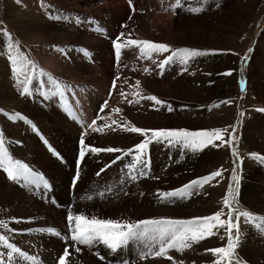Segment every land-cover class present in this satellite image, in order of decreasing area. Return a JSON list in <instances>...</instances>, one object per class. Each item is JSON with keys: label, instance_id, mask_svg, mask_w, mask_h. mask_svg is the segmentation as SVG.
Returning a JSON list of instances; mask_svg holds the SVG:
<instances>
[{"label": "rangeland", "instance_id": "374dc122", "mask_svg": "<svg viewBox=\"0 0 264 264\" xmlns=\"http://www.w3.org/2000/svg\"><path fill=\"white\" fill-rule=\"evenodd\" d=\"M5 1L6 0H0V43H3L7 50L10 48V45L8 44L10 38L9 35L13 34L14 31L13 28L8 27L6 24V20L9 17L6 15L11 14L12 12L4 14L6 12ZM107 1L109 0H33L34 4H31L34 6L33 7L26 0H21V5L23 3L24 6L22 5V8H20L25 11L29 10L30 7V9L35 8L33 11H40L39 13L41 16L46 14L43 17L49 20L50 15L47 14L48 11L43 6L44 3H51L54 6L55 11L62 13L67 10L68 14L76 19V23L81 16V18L88 21L87 23L94 24L95 16H102L101 18L105 19L106 16L104 17L105 14L104 11L102 12L101 6ZM123 1L127 2V4L129 3V6L132 5L131 0ZM180 1L181 3H179V7L176 9L172 8L173 4H170L167 8L163 9L162 1L150 0V18H147V23L142 27L137 26L134 28V40H147L170 46L168 52H153L151 54L149 60L154 66L159 65V63L167 56L171 55V51L175 49H195L207 54L190 58L186 64L180 63L178 59H174L175 64H177L176 67L179 69L178 72L185 75V79L187 80L186 89H181L176 94L168 92L159 95L147 91L140 93V95L142 94L145 97L155 96L158 100L160 99V101H162L161 104H156L155 101H152V105L150 106L155 110V113L158 112L162 116H156V118L151 119V121L155 123L152 128L146 130L158 131L186 129L195 132L201 130L221 129L226 130L221 132L223 140L214 139L215 146L208 145L201 150L194 151L191 148L184 147L182 143L174 144L169 143L168 140L165 139H160L158 141L157 139H149L152 132L148 131L144 135H141L139 142L132 144L129 147H120L115 144L111 145L109 143H102L103 141H100V143L106 144V146L100 144L98 147L95 145L86 146L88 148L91 146V148L93 147L97 149H108L111 147L121 150L116 153L100 151L97 153L95 152L94 154V152L91 151V154L88 148L84 150V148L78 147V154L75 159L76 168L79 169L83 164L82 161H86L87 158L85 157L88 153L90 158L98 156L99 153H102V155L99 154L101 156L104 154H111L109 159H103L100 157V162L109 163H106L107 165L102 164V166L99 167V174H101L100 171L102 170H109L110 167L113 168L115 165L122 163L121 159L126 157L125 159H128L129 161H127V164L134 167H128L126 164L120 165V172L118 175L122 181H128V178H131V176L136 177V183L138 184L136 193H138H135V202L138 205H141L144 212H146V206L152 205H148L146 200L147 202L152 199H155V202L156 200H159L161 203L159 208L162 209L159 212L164 211L166 219L189 220L198 217H209L214 215L217 211H220L222 213L221 221L226 222L228 220V213L231 210L233 223H238L240 237L239 244L234 250L235 254L231 257V264H256L252 262L250 247L245 240L249 239L250 233L254 237V231L252 232L253 227L251 225L253 224L256 228H260V219H256L255 222H253L252 220L240 216V219L237 222L236 217L242 212H249L252 217L255 218L261 217L258 211H252L250 205L251 203L254 205V193L259 191L262 194L264 189V180L261 178V175H264V161L260 159L261 157H264V0ZM196 8H202L203 10L200 12L192 11V9ZM108 15H110V13ZM131 18L132 16H129L127 19ZM170 18L175 20L174 27L172 29H165V34H161V36L164 35L163 37H166V39L159 38L155 34L156 31L153 30L152 22L156 21V23L160 24L167 19L170 21ZM162 24L164 25V23ZM97 29L103 30L105 33L104 29L106 28L103 29L98 27ZM118 33L119 34L112 40L111 45L113 58L114 60L116 59L115 62L121 58L120 55L119 58H117L115 46L118 42L121 44L123 41L121 35L122 31L118 30ZM147 35L150 37L147 38ZM64 42L70 43L71 41L65 40ZM21 43L22 46H25L27 53L30 52V48L33 50V47L35 46V50L33 51L40 54V48L38 46L26 45L20 40V43L18 44ZM76 43L77 42L73 44ZM51 45H54V43ZM122 45L123 43L121 44V47ZM58 47V45H55L54 50L57 51ZM137 50V58L140 67L133 73L131 79L123 84V75L126 76L130 71L132 72V67L125 69L122 68L120 73H116V77H112L110 81L105 80V86L103 83L104 80H95L94 83L88 80H83L82 82L81 80V83H79L78 86H75V84L78 83V77L80 74L79 70H75L76 74L71 77L66 76L61 78L68 87L72 84L73 86L71 88L76 89L75 92L73 91L74 94H72V97L69 98L70 100L68 102H70L69 105L72 110V117L76 121L77 126H79L81 134L89 132L88 125H97L98 119L102 118L105 122H109L107 124L108 126L113 124L117 130L126 129V127H130V125L139 128L136 123L126 118L125 115H122L120 110L118 112L116 111L117 109H121V106L127 97V99H133L135 96L140 97L138 90L143 86L144 74H146L148 69L152 67L149 62H145L148 58H144L140 55L139 47ZM26 52L24 53L26 54ZM42 53H44V51L41 52L39 56L32 55V59L38 66V79H40L41 75H44V73H52L53 75H56L62 71L61 66L64 65L65 61L70 63L66 55L58 54L57 57H53L55 62L54 66L51 67L47 62L48 53ZM22 60L28 62L31 59L27 58V56H23ZM137 81H139V85H137ZM114 82L115 87L113 86ZM42 83L47 88L49 87L48 82L43 80ZM55 83H58L57 77L55 78ZM48 89H51V86ZM85 90H87L86 93L88 95H90L92 91L97 92L99 96V99L97 100L98 102L93 99V105L89 100L87 101L86 98L83 99L80 93L84 94ZM124 93H126V95ZM105 102H107L106 106ZM95 104L98 105L99 108L95 107ZM169 106L172 109L171 111L168 110ZM1 108L8 110L11 113H16L14 109H11V107L2 103L0 104V109ZM80 108L87 114L89 113V117L86 121L84 118H80L78 113V111L81 112V110H79ZM115 112L116 114L118 113V116ZM114 115L118 118H113ZM257 125L261 129H259ZM48 126L51 127L52 124H49ZM125 132L133 136L132 132L127 130H125L124 133ZM138 134L137 136H139ZM42 138L46 141L45 144H47L46 147L49 152L54 154L53 158L62 164H67L66 159H68V156L63 153L62 149L59 147L57 150V146L54 149V144L47 135L43 134ZM146 140H148V147L146 150L144 149L142 154L141 152H137L135 146ZM83 146H85V143ZM3 149H6L5 142L3 143ZM82 149L86 154L83 156L84 158L81 159L79 154ZM129 150L132 151L129 152ZM138 155L141 157L139 162L136 160ZM164 156L165 158H171L165 161V158L162 159ZM69 157L72 158L71 156ZM152 159H157L158 161L163 160L162 163L160 162V168L163 167L164 170H157L156 179H152L150 182L148 181L149 183H143L145 179H143L144 177L138 176V172H134L137 176L130 173L128 177V170H140L139 168H142L141 165L144 161L145 165H147L146 172L150 171V169H152L150 166ZM6 166L8 168L10 167L8 163H6ZM217 171L221 173L219 176L212 178L209 182L204 183L200 187L191 188L189 190L190 195L185 198L171 197L165 200L160 198L161 193L181 189L183 186L189 185L190 182L202 177L211 176L213 172ZM255 173L257 174L254 175ZM233 175H235V179L233 178ZM43 177L44 176H40L41 182ZM45 185L48 186L47 180H45ZM230 187L234 191V198H229L231 208L224 204V199L228 196V190ZM124 195H128V198L130 197L129 194ZM55 200V198L50 197V194L47 198H42L44 204L53 203V207L57 210L61 209L58 208ZM131 200H133V198H131ZM260 203H264V201H261ZM116 204L117 203L115 202V207L113 206L114 211L116 208V212L120 213V209H117L118 206ZM72 205L73 204H69V206ZM156 209L157 207L155 206V210ZM256 209L260 211V208L257 207ZM108 210H111L110 212L113 211L112 209L107 208V211ZM120 214L126 215L127 218L129 216L125 211ZM68 216L69 215H66L64 218L63 214H61L62 218L56 220L57 222L64 224V229L67 231V234L73 232L72 230L75 228L76 224V221H73L70 225ZM98 218L101 220V217ZM213 232V235L206 236L204 239L196 241L195 243H198V245L194 250H191V247L184 248L183 250L171 248L168 249L165 254L167 255L172 249V251L178 252L180 255L186 253V255L184 254L186 257L183 255L181 259L184 264H217V262H219V264H229L228 258L221 260L219 254L210 251L211 249L219 247H227L229 233L227 232L226 227L214 228ZM231 235L233 239H235L237 228H233ZM66 239L68 242H73L70 238L68 239L66 237ZM150 239L151 238L149 237V240ZM138 242L140 243L138 256L139 259H142L141 262L146 261L149 258L157 257L155 251L159 248V243H157L158 240H150L152 254L145 252L141 253L142 247L147 246V241H141V238H138L137 243ZM90 249L92 250V246ZM92 254L94 255H92L93 258L97 257L96 259L101 260V254L97 255L94 251ZM169 257H171V260L174 258L173 255H170ZM183 257L185 259H183ZM257 258L259 257L257 256ZM102 261L103 263H106V260L104 261L102 259ZM113 264L120 263L115 262Z\"/></svg>", "mask_w": 264, "mask_h": 264}, {"label": "bare ground", "instance_id": "6f19581e", "mask_svg": "<svg viewBox=\"0 0 264 264\" xmlns=\"http://www.w3.org/2000/svg\"><path fill=\"white\" fill-rule=\"evenodd\" d=\"M20 1L21 0L5 1L6 12L4 14L12 12L6 15L9 16L6 20V24L8 27L13 28L14 33L9 35V49L6 50L5 45L0 43V104L8 105L11 109H14L16 113H11L2 108L0 109V132L3 133L6 151L11 158V164L9 165L16 170L22 171L23 175L13 179L9 175L6 163L0 165V221H4L7 225V227H0V235L7 236L8 243L15 244L16 247L26 252L28 256L35 257L36 259L33 261L13 254V260L11 259V261H9L5 258L2 264H58L66 249L70 253L69 257L66 258L67 264H113L115 262L120 264H181L182 262V264H184L181 259L186 253L180 255V253L172 251L173 249L169 251L167 255L149 258L141 262L142 259H139L138 256V249H140V243H137L138 238L129 240L127 244L121 246L116 251H112L102 242H95L91 250V246L89 245L78 244L76 241L68 242L66 237L69 239L72 232L67 234V231L64 229V224L56 221L62 218L61 214H63L64 218L69 214L73 216L83 214L89 220L101 217V220H113L121 224H134L142 220L161 219L166 217L164 211L159 212L162 210L159 208L161 203L159 200L155 202V199L148 202L146 200L148 205H152L146 206V212H144L142 206L138 205L134 199L138 193H136L138 189L136 177L133 178L131 175V178L129 177L130 173L136 175L134 172H138V176L144 177L143 179H145L143 183L150 182L152 179L157 178L156 172L158 169L164 170L163 167L160 168V162L162 163L163 160L158 161L157 159H152L150 164L152 169L148 172H146L147 165H145V161L141 165L142 168H139L140 170H128V181H122L118 175L120 172L119 166L128 165V159L126 160V157L121 159L122 163L115 165L113 168L110 167L109 170L100 171L101 174H99V167H101L102 164L109 163L100 162V157L109 159L111 154H104L101 156L102 153H99L101 155L98 154V156L90 158L88 153V157H85L87 158L86 161H82L83 164L81 166L79 165V169L76 168L75 159L78 154V147L84 148L85 150L88 148L86 147L87 145H95L97 147L100 145L106 146V144H101L100 141L111 145L115 144L120 147H129L139 142L141 135L144 134L132 132V136L126 132L124 133L126 129L117 130L113 124L108 126L107 124L109 122L106 121V123L103 118L98 119V121L96 120L98 123L97 125H88L89 132L81 134L79 126H77L76 121L72 117V110L69 105L70 102H68L70 100L69 98L74 94L73 91L75 92L76 89L71 88L73 86L72 84L68 87L61 79L66 76L71 77L76 74L75 70H79L78 83H76L75 86H78L81 80L82 82L83 80H88L93 83L95 80H104L103 83L105 86V80L110 81L112 77H116V73H120L122 68L132 67V72L130 71L126 76L123 75L122 84L129 81L133 73L140 67L137 58L138 47L135 45L124 47L123 45H125L128 40L135 39L133 35L135 27H142L147 23V18H150V0H131V6L123 0H109L104 2L103 6H101V10L102 12L104 11L105 14L102 15L106 17L104 19L101 18L102 16H95L94 24L87 23L88 21L81 18V16L76 23V19L72 18L67 10L64 12L61 11L62 13H60L59 11H55L51 3H44L43 7L47 9L48 13L45 12L50 15V19L48 20L43 17L46 14L41 16L39 13L40 11H33L35 8L30 9V7L27 11L21 10L23 3L21 5ZM26 1L29 2L30 5L34 4L33 0ZM160 1H162L163 9L167 8L170 4H173V9L179 7L176 6L177 0ZM109 13L110 15H108ZM129 16H132V18L127 19ZM174 21L175 20L171 18L170 21L167 19L162 22L164 25L153 21V30L156 31L155 34L159 38L166 39V37H163L164 35L161 36V34H165V29H172L174 27ZM98 27L103 29L106 28L104 29L105 33L103 30H98ZM118 30L122 31L123 45L120 50L121 58L116 61V63V59L114 60L113 58L111 45L114 37L119 34ZM146 37L149 38L150 36L147 35ZM19 39L26 45L38 46L40 48V54L43 51L44 53L47 52V62L51 67L54 66L55 62L53 57H57L58 54L66 55L70 63L65 61L64 65L61 66L62 71L56 75L44 73V75H41L40 79H38L39 70L35 61L32 59V55L39 56L40 54L33 51L35 50V46L33 50L30 48V52L27 53L25 46H22V43L18 44L20 43ZM65 40H70L71 42H64ZM75 42L77 43L73 44ZM52 43H54V45H51ZM55 45L59 46L58 52L54 50ZM24 52H26V54ZM12 56L17 57L16 67L20 69L19 72L14 70L12 60L10 59ZM23 56L30 58V61L34 62V64L23 61ZM145 62H149L152 67L144 74L143 86L141 87L140 85V90L137 88L139 95L141 92L145 91L159 95L168 92L176 94L181 89H186L187 80L185 79V75L178 72L179 69H177V64H175L174 60L165 66L163 74H161L158 65L154 66L149 58L146 59ZM56 77L58 83H55ZM26 80L28 82H26ZM43 80L49 83L48 86H51V89H48L49 87L47 88L42 83ZM25 86L29 89L28 93H24L23 91ZM86 92L87 90H85L84 94H80L83 99L86 98L91 104H93V99L96 101L99 99L97 92L92 91L90 95ZM124 94L126 95V93ZM135 97L133 99H127V97L126 100L124 99V102L121 101L123 104L121 109L118 110H120V113L125 115L126 118L136 123L139 128H152L155 122L153 123L151 119L156 118V116L161 117L162 115L158 112L155 113V110L150 106L152 105V101L146 99L144 95L141 94L140 97ZM136 101H139V103ZM95 107L99 108L98 105ZM79 110H81V112L78 111L80 118H84L86 121L89 117V113L87 114L81 108ZM16 114H19L23 119H12ZM116 115H114L113 118H118V115ZM49 124H52V126L49 127ZM259 129L261 128L259 127ZM43 134L51 139L54 144V149L56 146L57 150L60 147L63 153L68 156V159H66L67 164H62L53 158L54 154L47 149V144H45L46 141L42 138ZM137 134L139 136H137ZM81 140L84 141L85 146H83L84 143L83 145L81 144ZM92 148L90 146L88 149ZM164 158L165 156L162 157V159ZM166 158L165 161L169 160L171 157ZM129 166L133 167L132 165H128V167ZM256 174L257 173L254 175ZM40 176H44L42 182L40 181ZM261 178L264 180L263 174ZM45 180H47L48 186L45 185ZM49 194L51 198L56 199V204L58 208L61 209L57 210L53 207V203H43L42 198H47ZM124 194H129L130 197L128 198V195L125 196ZM253 196L254 205L252 203L250 205L252 211L254 212V210H256L261 217H264V203H260L264 201V189L262 194L257 191ZM131 198H133V200H131ZM115 202L118 206H116L117 209H120V213L125 211V213L129 215L128 218L126 215L117 213L116 208L114 211ZM69 204L73 205L69 206ZM155 206L157 207L156 210ZM257 207L260 208V211L256 209ZM107 208L113 211H107ZM260 223L264 224V221L260 220ZM251 226L253 227L252 232L254 231V237L250 233V235L248 234L249 239L245 241L250 247L248 248L252 255V262L264 264V228L261 226H259L260 228H256L253 224ZM51 230H55V232ZM149 237L151 238V235L141 238V241L148 242L146 247H142L141 253H151L152 245L150 244V240L152 238L149 240ZM190 243H192L191 250H194L198 245V243L195 242ZM76 248H79L80 251H76ZM6 251L8 250L0 247V252ZM93 251L97 255L101 254V257H103L104 261L106 260V263H103L102 259H96L97 257L93 258ZM170 255L174 256L173 260L169 259ZM257 256L259 258H257ZM183 259L185 258L183 257Z\"/></svg>", "mask_w": 264, "mask_h": 264}, {"label": "snow or ice", "instance_id": "6c2138e0", "mask_svg": "<svg viewBox=\"0 0 264 264\" xmlns=\"http://www.w3.org/2000/svg\"><path fill=\"white\" fill-rule=\"evenodd\" d=\"M180 0H177V5L179 6ZM202 8L192 9V11L200 12ZM58 18V17H57ZM131 45H135L139 47L140 55L144 58H151V54L153 52L162 53L168 52L170 50V46L163 43H155L152 41H137V40H128L124 47H128ZM116 54L117 58H119L121 44L118 42L116 44ZM207 53L201 52L200 50L195 49H175L171 51V55L167 56L163 61H161L158 67L161 70V74H163V70L166 65L172 62L174 59H178L180 63L186 64L190 58L205 55ZM12 60L14 70L17 72L20 71L17 65V57L12 56L10 57ZM29 64H34L32 61H28ZM147 71V69H146ZM26 82H28L26 80ZM139 85V81L136 82ZM115 87V82L114 85ZM24 93H28L29 89L27 86L24 87ZM123 95V94H122ZM146 99L155 101L156 104H161L162 101L158 100L155 96H148ZM139 103V101H136ZM131 103V101H130ZM107 102H105L106 106ZM168 110L171 111V107H168ZM116 111H119L118 109ZM12 119H23L20 117L19 114H16L12 117ZM95 123V122H94ZM115 123V122H114ZM127 131L130 132H137L145 134L148 131L152 132V135L149 139H165L168 140L169 143H182L184 147L191 148L192 150H201L208 145H214L215 140H223V136L221 135V129H214V130H201V131H188L186 129H179V130H146L140 129L133 126L126 127ZM3 133L0 132V165L8 163L11 164V158L8 156L6 149H3ZM84 141L81 140V144L83 145ZM148 147V140L145 142L138 144L135 146V150L137 152H141ZM92 152H100V151H107V152H117L121 151L115 148H108V149H97L92 148L89 149ZM132 150H129L131 152ZM85 155L84 150L82 149L80 152V157L83 158ZM137 161L139 162L141 157L138 155L136 157ZM264 161V157L260 158ZM115 162V161H113ZM18 163V162H17ZM134 167V166H133ZM103 171V170H102ZM9 175L16 179L17 176L23 175L22 171L15 170L13 167L8 168ZM221 173L219 171L213 172L211 176L202 177L197 180L190 182L189 185L183 186L181 189H176L170 192H164L160 194L161 199H168L171 197H179L185 198L186 196L190 195V189L193 187H200L204 183L209 182L212 178L219 176ZM135 178V177H133ZM235 179V175H233ZM229 198H234V191L230 187L228 190V196L224 199V204L231 208L229 203ZM222 213L217 211L214 215L209 217H198L189 220H180V219H149V220H142L137 223H123L121 224L118 221L113 220H100L97 218H92L89 220L83 214L73 216L69 214L68 221L69 224L73 221H76L75 228L73 229L72 235L70 239L72 241H76L78 244L82 245H89L92 246L95 242H102L112 251H116L121 246L127 244V242L131 239L142 238L151 235V238L159 242V248L155 251L156 256H163L168 249L177 248L178 250H183L184 248H190V242H196L201 239H204L206 236H211L214 234L213 229L217 227H226L227 232L229 233V242L227 247H219L215 249H211L215 254H219L221 260L228 258L229 264H231V257L234 255V250L239 244V231H238V223H233L232 211L230 210L228 213V220L221 221ZM240 216H243L249 220L255 222L256 219H260L264 221V217L255 218L252 217L251 213L249 212H242L237 217V222L240 219ZM219 222V223H217ZM264 228V224L260 225ZM0 227H7L4 221H0ZM233 228H237V235L235 239H233L231 233ZM55 232V230H51ZM58 234V233H57ZM0 247L7 249L6 252H0V264L2 261L7 258L11 261L13 254H16L18 257L30 259L35 261V257H30L27 255L26 252H23L20 248L16 247L13 243H8V237L5 235H0ZM76 251H80L79 248L75 249ZM70 255L68 250L66 249L61 256L58 264H67V259ZM103 259V257H101ZM171 259V257H169ZM182 264V262H181ZM219 264V262H217Z\"/></svg>", "mask_w": 264, "mask_h": 264}]
</instances>
